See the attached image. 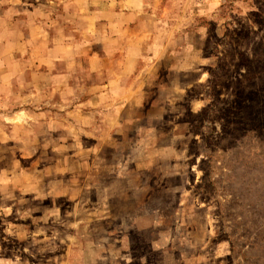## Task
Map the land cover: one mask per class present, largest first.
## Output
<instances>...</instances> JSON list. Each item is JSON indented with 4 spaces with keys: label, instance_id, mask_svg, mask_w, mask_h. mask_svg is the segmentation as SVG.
<instances>
[{
    "label": "rangeland",
    "instance_id": "1",
    "mask_svg": "<svg viewBox=\"0 0 264 264\" xmlns=\"http://www.w3.org/2000/svg\"><path fill=\"white\" fill-rule=\"evenodd\" d=\"M0 261L264 264V0L0 2Z\"/></svg>",
    "mask_w": 264,
    "mask_h": 264
},
{
    "label": "clouds",
    "instance_id": "2",
    "mask_svg": "<svg viewBox=\"0 0 264 264\" xmlns=\"http://www.w3.org/2000/svg\"><path fill=\"white\" fill-rule=\"evenodd\" d=\"M0 2H7V0H0ZM101 2V0H91V3L93 5H97ZM216 4H219V0H215ZM117 5H119L121 7L122 10H126L129 14V19L135 17V16H140L143 15L145 13V7L147 5V0H107V7L109 9L115 8ZM211 9H209L210 11ZM201 14H204V10H201ZM106 18L105 13L103 10L98 11L97 13H95L89 21V26H88V31L90 33L93 32L94 30V26L97 20H99L100 18ZM167 25H165L166 27ZM112 27L114 29H117L116 34L119 36H123L124 32L119 31L120 25L119 24H113ZM150 51L152 52V56L149 58V63H152L153 61H157L161 58V54L164 51V46L163 44H161L159 42V40L157 39L156 41L153 42V44L150 47ZM189 52H191V46H189L188 49ZM129 55L131 56H139V51L138 50H130L129 51ZM203 63H207V60H204ZM188 67H191V65H188ZM135 70V64L130 63L128 65L127 71L129 74H131L133 71ZM209 73L208 72H203L200 77H199V82L200 83H204L208 78H209ZM113 95H117L116 92H113ZM204 102L203 101H198L194 108H193V112H199L200 109L204 106ZM25 114L23 112L19 113L18 117H14V118H5L7 120L8 123L11 124H19L23 121ZM0 264H3L2 261H0Z\"/></svg>",
    "mask_w": 264,
    "mask_h": 264
}]
</instances>
